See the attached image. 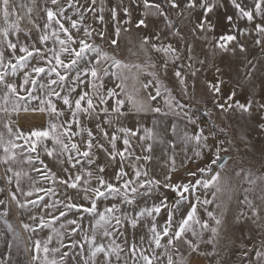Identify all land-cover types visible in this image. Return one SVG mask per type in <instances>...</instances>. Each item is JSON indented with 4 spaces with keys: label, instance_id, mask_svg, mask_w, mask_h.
I'll list each match as a JSON object with an SVG mask.
<instances>
[{
    "label": "rangeland",
    "instance_id": "1",
    "mask_svg": "<svg viewBox=\"0 0 264 264\" xmlns=\"http://www.w3.org/2000/svg\"><path fill=\"white\" fill-rule=\"evenodd\" d=\"M193 259L264 264V0H0V264Z\"/></svg>",
    "mask_w": 264,
    "mask_h": 264
},
{
    "label": "bare ground",
    "instance_id": "2",
    "mask_svg": "<svg viewBox=\"0 0 264 264\" xmlns=\"http://www.w3.org/2000/svg\"><path fill=\"white\" fill-rule=\"evenodd\" d=\"M43 122V114L41 112H26L18 116V123L24 126L40 125ZM191 264H201V262L198 259H193Z\"/></svg>",
    "mask_w": 264,
    "mask_h": 264
},
{
    "label": "water",
    "instance_id": "3",
    "mask_svg": "<svg viewBox=\"0 0 264 264\" xmlns=\"http://www.w3.org/2000/svg\"><path fill=\"white\" fill-rule=\"evenodd\" d=\"M230 157V154H223L221 157L217 158L216 162L211 164V167L218 166L219 168H223L229 161Z\"/></svg>",
    "mask_w": 264,
    "mask_h": 264
},
{
    "label": "crops",
    "instance_id": "4",
    "mask_svg": "<svg viewBox=\"0 0 264 264\" xmlns=\"http://www.w3.org/2000/svg\"><path fill=\"white\" fill-rule=\"evenodd\" d=\"M44 120H45V118H44V116H43V121H44ZM43 124H44V122H43ZM43 124L35 125V126L39 127V126H42Z\"/></svg>",
    "mask_w": 264,
    "mask_h": 264
}]
</instances>
